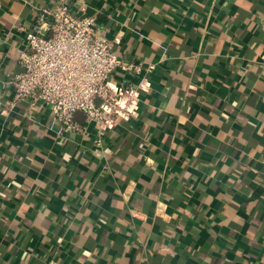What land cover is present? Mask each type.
<instances>
[{
    "label": "crops",
    "instance_id": "0c3cea01",
    "mask_svg": "<svg viewBox=\"0 0 264 264\" xmlns=\"http://www.w3.org/2000/svg\"><path fill=\"white\" fill-rule=\"evenodd\" d=\"M56 1L0 0V103ZM68 1L148 88L83 134L0 114V264H264V0Z\"/></svg>",
    "mask_w": 264,
    "mask_h": 264
},
{
    "label": "built area",
    "instance_id": "2783aa9c",
    "mask_svg": "<svg viewBox=\"0 0 264 264\" xmlns=\"http://www.w3.org/2000/svg\"><path fill=\"white\" fill-rule=\"evenodd\" d=\"M96 20L80 8L75 14L68 0L42 8L25 33L27 50L17 58L19 72L10 80L13 98L0 103L7 114L20 102L47 106L58 123L57 135L83 134L87 124L97 130L111 126L116 117L132 115L138 90H146L145 78L136 87H112L115 70L139 74L141 64L120 58L111 43L95 30ZM148 65L146 71L150 72ZM80 113L83 121L74 118Z\"/></svg>",
    "mask_w": 264,
    "mask_h": 264
},
{
    "label": "water",
    "instance_id": "95a60500",
    "mask_svg": "<svg viewBox=\"0 0 264 264\" xmlns=\"http://www.w3.org/2000/svg\"><path fill=\"white\" fill-rule=\"evenodd\" d=\"M80 116V113H75L74 117L77 119V117Z\"/></svg>",
    "mask_w": 264,
    "mask_h": 264
}]
</instances>
